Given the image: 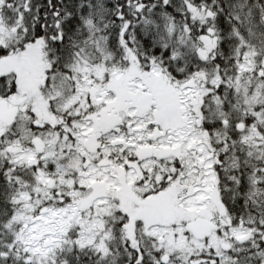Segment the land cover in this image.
Segmentation results:
<instances>
[{
    "label": "snow or ice",
    "instance_id": "snow-or-ice-1",
    "mask_svg": "<svg viewBox=\"0 0 264 264\" xmlns=\"http://www.w3.org/2000/svg\"><path fill=\"white\" fill-rule=\"evenodd\" d=\"M0 264H264V0H0Z\"/></svg>",
    "mask_w": 264,
    "mask_h": 264
}]
</instances>
